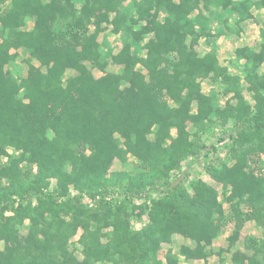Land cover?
I'll list each match as a JSON object with an SVG mask.
<instances>
[{
  "label": "trees",
  "instance_id": "obj_1",
  "mask_svg": "<svg viewBox=\"0 0 264 264\" xmlns=\"http://www.w3.org/2000/svg\"><path fill=\"white\" fill-rule=\"evenodd\" d=\"M212 9L223 22L214 31ZM253 9L264 0H0V264L206 261L234 224L222 264L249 222L261 237L248 235L232 262L264 264V22L258 49L235 50L240 74L197 49L240 37L229 20H252ZM109 26L122 34L118 52L100 41ZM21 51L23 75L9 68ZM204 79L219 91L205 93ZM215 125L235 132L230 161L206 166L222 191L201 179L164 190ZM131 157L143 172L109 177ZM175 235L195 246L162 259Z\"/></svg>",
  "mask_w": 264,
  "mask_h": 264
},
{
  "label": "rangeland",
  "instance_id": "obj_2",
  "mask_svg": "<svg viewBox=\"0 0 264 264\" xmlns=\"http://www.w3.org/2000/svg\"><path fill=\"white\" fill-rule=\"evenodd\" d=\"M129 1V0H128ZM222 12L219 10L212 9V12H206L207 16L210 19L211 28L214 31L219 26H222L223 22L218 20L219 14ZM255 21H251L250 25H246L243 27V35L241 36L242 43L233 40L229 36H233L232 33L228 32L224 35V37L217 41L216 38L211 39H202L197 47L200 54H205L206 52L210 51L211 49L218 50L219 61L227 66L232 73L240 74L242 72L240 66L232 65L236 59L235 57V50L238 46H249L255 49H258L259 46V34L258 28L260 27V22L264 19V15L254 11ZM236 16L233 15L230 20L229 24L233 29L238 30L240 25L236 21ZM219 21V22H218ZM122 34H114L112 32V27L109 26L107 31L100 36V41H107L111 47H114V52H118L122 46ZM228 36V37H227ZM234 37V36H233ZM236 37V36H235ZM217 41V42H216ZM216 46V48H215ZM108 50L105 48V50ZM28 55L24 54L22 51L19 54V57L9 66V68L13 69L15 72H20L23 75L27 69L26 65L24 64V59H26ZM233 62V63H231ZM108 71L110 72H118L119 68L114 66H108ZM94 75L96 77H100L102 73L98 72V70H94ZM202 89L205 93H209L211 90L219 91L218 87H216L211 81L204 79L202 82ZM249 97V96H248ZM220 98V106H224L227 98L225 96H219ZM235 136L234 130L228 129L223 130L218 125L213 126L207 133L202 135V142L205 144L206 148L204 149L203 153L196 157H189L185 162L182 163L181 167L178 171L173 172L170 176L169 185L163 187L164 190H171L179 187H184L190 189L191 184L198 179L204 180L205 182L209 183L210 185L214 186L218 189L219 192L222 191L221 184L216 183L213 181L208 172L206 171L207 164H217L220 160H229L228 156V146L232 143V138ZM12 154H15L13 150L10 151ZM261 163H264V154L261 155L260 159ZM143 172L140 167V163L135 158H129L126 163H121L119 161H115L112 169L110 171V176L118 177L123 180L127 176H135L139 173ZM145 178H151L156 175V173H148L145 172ZM54 185V182H53ZM114 189L116 187H113ZM149 194L147 196L157 197L159 196L160 191H155L154 188L149 187ZM117 189V188H116ZM75 192H72L74 195ZM123 199V196H120ZM87 202L86 200H84ZM144 199L137 198L136 203L139 204L143 202ZM10 215V213L8 214ZM147 224V216H144L141 221H131V228L133 230H138L142 226ZM234 228V224H229L224 230L218 241L215 242L214 248L218 251L221 248L226 249L228 247V237L231 235ZM248 235H253L256 237H261V230L258 229L254 222H249L245 225L241 239L237 243V245L231 250V252H235L237 250L244 249V242ZM177 237H173L172 243L163 246L162 252L160 253V257L163 259L165 253L168 249H172L174 253L178 254L180 246L186 242L182 237L179 235H175ZM78 237L73 239V242H77ZM4 244L0 243V250L3 249ZM230 256V254L228 255Z\"/></svg>",
  "mask_w": 264,
  "mask_h": 264
},
{
  "label": "crops",
  "instance_id": "obj_3",
  "mask_svg": "<svg viewBox=\"0 0 264 264\" xmlns=\"http://www.w3.org/2000/svg\"><path fill=\"white\" fill-rule=\"evenodd\" d=\"M257 11V12H259V13H261V14H263L264 15V10H257V9H253V14H254V11ZM207 15V14H206ZM251 21H255V15H254V19H252V20H248V21H245V22H242L241 24H239L240 26L239 27H241V29H242V33H241V36L243 35V32H244V30H243V27L244 26H246V25H250V23H251ZM262 22H264V19L260 22V26H261V24H262ZM229 34V33H228ZM258 34H259V28H258ZM234 36V35H233ZM233 36H229L230 38H233V40H235V41H238V43L239 42H241L242 43V41H241V39H242V37L240 36V37H233ZM224 36H222V37H220V38H216L217 39V41H219V40H221L222 38H223ZM228 37V36H227ZM216 41V42H217ZM238 47H240V46H238ZM237 47V48H238ZM215 48H216V46H215ZM217 49V48H216ZM218 50H217V56H218V58H219V55H218ZM233 58H235V57H232L231 59H233ZM232 63V62H231ZM174 237H177V236H174ZM181 237V236H180ZM183 238V237H182ZM220 238V237H219ZM219 238H217L215 241H214V243H213V245L211 246V247H209V250H211V252L213 253L206 261H204V260H186V259H184L183 257H179V264H221V257L218 255V252L220 251V249L217 251L215 248H214V244H215V242L216 241H218L219 240ZM184 239V238H183ZM185 241L187 240V239H184ZM183 245H188V246H190V247H194L195 246V244H194V242H192V241H189V240H187L186 242H184L183 243ZM181 247V246H180ZM221 249H223V248H221ZM233 252H231V253H228V254H224V255H222V259H224V262H222V264H233V262H232V256H231V254H232ZM230 254V256H228Z\"/></svg>",
  "mask_w": 264,
  "mask_h": 264
}]
</instances>
